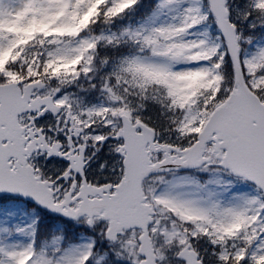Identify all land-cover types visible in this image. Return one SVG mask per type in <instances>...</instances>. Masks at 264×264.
I'll list each match as a JSON object with an SVG mask.
<instances>
[{
  "label": "snow or ice",
  "instance_id": "obj_1",
  "mask_svg": "<svg viewBox=\"0 0 264 264\" xmlns=\"http://www.w3.org/2000/svg\"><path fill=\"white\" fill-rule=\"evenodd\" d=\"M0 264H264V0H0Z\"/></svg>",
  "mask_w": 264,
  "mask_h": 264
}]
</instances>
